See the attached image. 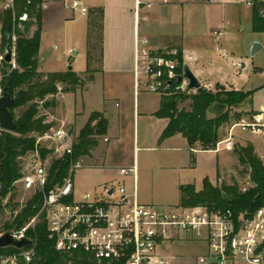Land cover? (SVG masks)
Returning a JSON list of instances; mask_svg holds the SVG:
<instances>
[{
    "label": "built area",
    "instance_id": "built-area-1",
    "mask_svg": "<svg viewBox=\"0 0 264 264\" xmlns=\"http://www.w3.org/2000/svg\"><path fill=\"white\" fill-rule=\"evenodd\" d=\"M245 2L250 8L258 3L264 16V0ZM71 7L87 12L81 0H72ZM135 49V71L148 92L162 93L171 85L175 91H187L183 70L177 72L176 49H154L144 37L137 39ZM11 65L15 66L14 60ZM227 124V136L217 141V150L233 149L237 128L264 140V107ZM34 136V147L18 157L19 178L12 185L42 193L38 214L43 215L55 251L85 258L88 264H183L179 262L185 257L182 253L165 251L178 243H192L205 250L191 256V264H264V204L235 214L230 208L143 203L135 190L128 192L120 182L106 186L102 197L85 194L76 199L72 177L81 167L78 161L70 165L61 184L45 190L51 162L72 155L75 136L63 126ZM118 173L135 176L136 166L120 167ZM38 214L24 226L7 231L15 239L31 240L26 231ZM31 246L2 258V264L28 262Z\"/></svg>",
    "mask_w": 264,
    "mask_h": 264
},
{
    "label": "trees",
    "instance_id": "trees-1",
    "mask_svg": "<svg viewBox=\"0 0 264 264\" xmlns=\"http://www.w3.org/2000/svg\"><path fill=\"white\" fill-rule=\"evenodd\" d=\"M43 0H12V5L0 12V35L2 42L14 37V63H7L2 71L0 87H6L7 93L14 99L11 108L13 112L17 108L26 107L19 116H14L17 129L15 132L2 130L0 133V213L4 208L3 198L8 194L7 206L12 204L15 196L13 182L19 178L18 157L34 147L35 136L48 131L52 122H46L45 116H38V103L36 98L44 100L47 95L54 96L58 92L57 84L76 85L83 82L72 70L66 72L43 73L37 71L38 53L40 47L41 20ZM260 5L256 3L251 8V30L255 33L264 32V16L259 14ZM25 15V19L21 17ZM87 69L96 61H101L102 55V19L103 9L95 7L87 11ZM32 28H34L33 31ZM5 48V46H4ZM177 72L183 70L181 49L176 48ZM90 78V77H89ZM68 91L71 89L64 88ZM188 91H175L171 85L161 93L160 105L155 116L168 120L166 127L160 134L158 141L175 134L182 135L190 148L199 145L202 150H211L219 140V131L223 125L232 119L230 110L233 106L240 105L251 92L239 90L218 89L212 91L199 87L194 93ZM189 100L188 108L179 104ZM45 107H53L54 99L45 101ZM216 108L218 114L208 117V110ZM241 115H233L238 119ZM95 121V123H93ZM107 121L99 112H92L87 122L75 137L72 155L63 159L53 160L49 167L45 190L56 184H61L67 176L69 167L80 156L88 155L96 146L95 135L105 133ZM233 152L237 156L240 165L249 168V178L252 186L241 190L236 182L231 185L225 183L217 186L205 177L202 180V188L195 190L194 185L179 186V205L205 206L208 209L230 208L233 213L241 211H253L264 204V163L257 155L251 143L241 145L234 144ZM191 162H194V154H190ZM218 176V168H217ZM42 203V193L35 192L25 205L17 211L13 221L5 224L6 231L16 227L20 228L36 216ZM12 212L18 206L13 203ZM26 236L31 239L33 245L30 260L22 264H88L85 258H79L59 253L52 248L47 238L46 224L42 214H38L33 227H29ZM28 249V248H26ZM21 249L8 246L0 247V260L12 254H18Z\"/></svg>",
    "mask_w": 264,
    "mask_h": 264
},
{
    "label": "crops",
    "instance_id": "crops-1",
    "mask_svg": "<svg viewBox=\"0 0 264 264\" xmlns=\"http://www.w3.org/2000/svg\"><path fill=\"white\" fill-rule=\"evenodd\" d=\"M81 1L87 11L95 7L103 9L100 67L97 72L90 75V78L83 85L82 91L76 90V93L80 92L81 95L83 92L84 95L91 93L90 98L94 100V106H88L87 97H83L82 109L76 112V118L81 120L75 127L81 129L92 112L101 113L107 121L105 133L95 135L96 146L94 149L100 150V153L95 155L94 152V156L91 155L89 160L92 164L90 165L105 166L104 163L106 162L108 167L105 169L109 175L122 177L123 180L126 178L119 175L118 169L135 165L136 174L128 180L127 191L132 193L135 190L138 200L143 203L150 202H147L149 196L140 195L138 183L140 174L143 175L145 170L149 168L174 170L176 173L172 177L171 185L173 190L178 192V197L175 200L176 202L169 203H171L170 205H176L179 202L180 185L192 184L196 191L202 188V183L201 185L196 184L195 179L188 172L196 169L208 153L217 154L220 150L231 152L232 149L202 150L199 145L190 148L186 139L180 134L158 141L168 120L154 115L160 105L161 93L148 92L143 85V78L135 71L137 39L147 38L151 46L157 50L179 47L183 63L191 69L204 88L220 84L228 89L244 92L253 91L252 96H254L260 92L261 88H264V84L245 91L222 82H212L210 80L205 66L207 57L212 55L213 51H220V47L222 48L223 57L226 56L224 46L226 45L228 33L221 28L213 30L212 36L209 37L211 41L210 39L205 40L203 35L193 34L194 32L191 31V25L189 24L191 20L187 17V12L191 14L199 4L205 1L212 2L213 0ZM71 2L72 0H43L38 71L44 44L48 41L46 37L49 35L54 37L51 39L54 40L69 22L75 20L76 15L87 16V12L82 14L79 10L73 9ZM242 2L248 6L245 0H242ZM148 3L151 4V7L147 9L146 5ZM144 17L146 18L144 19ZM33 30L34 28L31 31ZM254 42L261 45L259 49L263 47V44L258 40H252L249 49H251ZM83 50H86V48H83ZM70 68L73 71L71 66ZM75 73L84 80L83 75L86 71ZM58 89L57 94H60L59 86ZM262 98L264 97L262 96ZM262 105H264V102L244 110L240 104V110L247 114L263 108ZM60 126L65 125L61 123ZM227 128L228 124L223 128L222 138L227 136ZM237 142L239 144L240 142L251 143L250 140H243L236 133L234 144ZM253 147L257 155L264 161L263 153H259L254 145ZM191 153L194 154V162L190 160ZM113 155L122 157L117 168L108 162L113 159ZM215 165L214 179L217 176L218 161L215 162ZM205 177L213 184V178Z\"/></svg>",
    "mask_w": 264,
    "mask_h": 264
},
{
    "label": "rangeland",
    "instance_id": "rangeland-1",
    "mask_svg": "<svg viewBox=\"0 0 264 264\" xmlns=\"http://www.w3.org/2000/svg\"><path fill=\"white\" fill-rule=\"evenodd\" d=\"M10 5H12V0H0V12ZM187 17L191 20L188 22L191 25V31L194 32L193 34L203 35L205 40H209V37L212 36L213 30L216 29L221 28L228 33L226 45L224 46L226 49V56L223 57L222 48L220 47V51H213V54L207 57V62L205 64L206 72L212 82H222L231 85V87L240 88L245 91L252 90V88L264 84V32H252L251 10L242 2V0L205 1L204 3L199 4L198 7H195L191 14L187 12ZM87 22L88 16L84 17L76 15L75 20L69 22L65 29H62L54 40H51L54 37H50L49 35L46 37L48 41L44 44L39 63V71L43 73L66 72L70 66L73 68V72L86 71ZM12 39L14 47V37ZM252 40H258V42L263 44V47L253 55H251V49H249ZM4 46L5 43L2 42L0 35V56L4 53ZM83 48H86V50H83ZM2 62L3 60L0 58V81L2 78V71L6 69ZM99 67L98 56H96V61L92 63L89 72L84 73L85 75H83L84 80L82 83L75 87L62 83L59 85L57 84V88L58 86L60 87V94L54 96L47 95L44 100H39L38 98L35 99L38 103L37 115H43L46 117V122H52L48 131L53 127L60 126L62 123L65 125L63 126L64 128L70 130L73 135L77 137L80 129L76 128L75 125L78 124L81 119L76 118V112L82 109L83 97H87L88 106H94V100L90 98L91 93L87 95L85 94V96L84 92L81 95L80 92L76 93V90L82 91L84 87L83 85L87 79L90 75L97 72ZM64 88L71 90L65 91L63 90ZM220 88L224 90H235L228 89L226 86L220 84L212 85L206 89L216 91ZM194 92L195 90H190L187 93ZM1 93L2 89L0 87V94ZM252 93L253 91H251V94L241 103V108L244 110H248L260 102H264V98H262V96L264 97V88H261L260 92L254 96H252ZM52 99H54L55 102L53 107H45L43 105L45 101H51ZM189 103V100H185L179 104V108H188ZM25 108L26 107L15 109L13 111L14 115L19 116ZM230 113L232 114L231 121H233L235 120L233 115H242L246 112L241 111L240 105H237L231 108ZM217 114L218 110L216 108H212L207 112L208 117H214ZM83 126L84 125H82V127ZM225 127L226 125L221 127L219 139H222L223 128ZM1 131L2 130L0 129V133ZM235 132L243 140H250L259 153H263L264 155V140L260 138L259 135L242 132L238 128ZM240 144L246 145V142H240ZM94 148L90 150L88 155L80 156L77 159L81 167L75 170L72 177L73 191L76 199L81 198L85 194H90L94 197H102L104 196L105 187L116 185L117 182H120V184H123L125 188L128 189V180L132 177L131 175L124 176V178H126L124 181L122 177H112L109 175L108 171L105 169L108 167L106 162L104 163L105 166L90 165L92 164L89 160L91 155L94 156V152L96 153L95 155L100 153V150ZM121 160L122 157L113 155V159L108 162L112 163L117 168ZM93 161L95 162V160ZM217 161L219 163V166L217 167L218 176L214 179L215 162ZM174 173L176 172L170 169L149 168L145 170V173L143 175L140 174L138 179L140 195L146 197L149 196L147 202L160 205H170L172 201L174 202L178 197V192L173 190L171 185ZM188 173L195 179V182L198 185H201L203 177L208 176L213 178V184L217 186L223 183L231 185L236 182L242 191L252 186L249 178V168L239 164L233 149L231 152L220 150L217 154L208 153L206 158L202 159L199 166ZM14 188L15 196L12 204L8 206L3 204L7 203L9 194L3 198L2 201L4 208L0 213V234L6 231L4 227L5 224H10L13 221L17 211H19L34 194L32 191L23 190L20 184H17ZM13 203H18V206L15 208V211L12 212ZM35 222L31 223V225L34 226ZM204 250L205 247L199 244L178 243L170 246L169 251L166 250L165 252L170 254L182 253L185 257L181 258L179 262L183 264H191L192 260L190 257L194 254L204 252ZM0 264H2L1 260ZM17 264L22 263L18 261Z\"/></svg>",
    "mask_w": 264,
    "mask_h": 264
},
{
    "label": "water",
    "instance_id": "water-1",
    "mask_svg": "<svg viewBox=\"0 0 264 264\" xmlns=\"http://www.w3.org/2000/svg\"><path fill=\"white\" fill-rule=\"evenodd\" d=\"M260 44L254 42L251 47V55H253L259 48ZM2 58L7 63H12L14 60V47L13 41L7 40L4 48ZM71 68L69 67V70ZM183 78L187 81L186 90H196L201 87L198 78L194 75L191 69L187 65H183ZM180 80V79H179ZM14 105V99L7 93L6 87L0 94V129L7 132H15L17 129L16 123L14 122L13 112L11 108ZM1 176H0V192H1ZM33 242L27 238L15 239L9 231H5L0 235V247L12 246L18 249L29 247Z\"/></svg>",
    "mask_w": 264,
    "mask_h": 264
}]
</instances>
